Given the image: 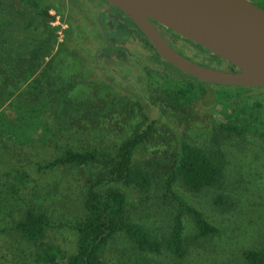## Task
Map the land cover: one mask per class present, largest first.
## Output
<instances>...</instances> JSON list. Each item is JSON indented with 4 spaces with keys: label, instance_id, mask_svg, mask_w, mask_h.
Returning a JSON list of instances; mask_svg holds the SVG:
<instances>
[{
    "label": "rangeland",
    "instance_id": "374dc122",
    "mask_svg": "<svg viewBox=\"0 0 264 264\" xmlns=\"http://www.w3.org/2000/svg\"><path fill=\"white\" fill-rule=\"evenodd\" d=\"M253 1L264 7V0ZM65 3L73 26L56 15L48 22L56 27L53 32L31 5L0 0V110L7 107L13 115L17 110L22 116L25 108L42 104L33 125L48 126V133L39 131L28 143L0 136V252L9 245L4 244L6 238L15 242L9 232L23 210L37 205L50 223L43 240L66 254L74 253L77 232L71 224L83 217L85 188L92 179L106 174V168L99 162L81 167L39 166L66 147H96L116 157L123 139L153 121L133 157V166L149 174V186L144 190L118 187L127 193L126 219L147 232L160 248H141L119 230L99 249V258L106 264H246L245 249L264 247V91L225 95L224 103H259L262 121L258 119L254 127H243L239 133L227 130L223 124L236 120L228 108L225 114L219 112L222 105L215 104L216 98L209 105L208 92L182 107L167 99L160 76L165 72L158 65L164 62L155 55L146 58L135 44H126L132 36L123 15L112 12L110 17L102 10V30H98L85 10L90 7L78 6L77 0ZM74 24L102 45L106 63L99 62L98 69L89 66L93 62L91 50L75 45ZM169 31L163 28L166 39L172 36ZM171 39L176 42L169 40L173 47L200 64L230 68L226 61L191 40L181 38L177 42V35ZM106 53L116 55L107 57ZM166 67L173 77L182 78L181 71ZM68 83H73L71 89L60 94ZM216 91L225 92L221 87ZM135 92L145 98L140 99ZM22 124L25 129L26 119ZM41 133L43 136L38 137ZM43 138H49L46 145H41ZM183 143L225 159L223 176L216 185L193 190L178 176L167 181L177 148ZM18 172L26 173L24 181L17 179ZM195 210L216 227L214 233L201 235ZM176 220L180 221L183 248L179 256L166 245Z\"/></svg>",
    "mask_w": 264,
    "mask_h": 264
},
{
    "label": "trees",
    "instance_id": "16d2710c",
    "mask_svg": "<svg viewBox=\"0 0 264 264\" xmlns=\"http://www.w3.org/2000/svg\"><path fill=\"white\" fill-rule=\"evenodd\" d=\"M21 1L35 8L43 23L47 27H50L53 32L55 31L56 27L49 26L48 24L55 17L49 13V9L50 7H54L55 14L62 17L64 15V4L60 0H48V3L45 5H39V0ZM256 1L261 2L262 0ZM91 2L92 0L86 2V5L90 7L86 11L93 13L94 10ZM66 19H70L69 14H66ZM92 19L94 20L93 17ZM69 23L70 26H73L72 21ZM95 25L97 28L99 27L96 21ZM74 29L76 36L75 45H83L91 50L93 62L89 63V66L95 70L98 69L99 62H103L102 45L88 38L84 30L79 26L75 25ZM149 46L154 51L152 45L149 44ZM139 48L143 52H146L144 46L143 49ZM95 57H99V62L95 60ZM159 58L161 62H164V65L157 63L165 72L164 75L160 74V76L162 78L161 81L164 82L167 99L182 107L194 101L197 97L201 98L208 92V98L211 100L209 105L215 102L213 97L214 99L216 98L215 104L218 105L219 103L222 105V108L218 109L219 112L225 114L228 108L230 115L232 114L236 120L230 124H223L227 130L239 133L243 127H254L260 116L261 108L259 103L254 102L249 104L246 101H241L232 104L224 103L223 99L228 93L237 97L241 93L251 95V91L261 92L264 91V87L213 84L199 80L183 72V75L179 74L182 78H175L171 75V71H167L166 67L172 65L160 56ZM229 66L230 68L232 67L231 64ZM152 74L156 75L155 70ZM72 84L68 83L60 89L59 93L64 95L66 90L71 89ZM218 87H221L225 92L216 91ZM134 95L140 99L145 98L139 92H135ZM41 107L42 104H36L25 108L26 112L22 115L23 117L19 115V111L16 110V114L13 115L10 113L9 108L4 107L3 110H0V136L4 139L23 144L30 142L33 134H37L39 131L43 134L48 133L46 131L48 130L46 124L39 127L33 125L35 124V119H39ZM24 119L28 123L25 129H23L25 126L22 124ZM260 122L262 121L260 120ZM153 123L151 121V123H148L139 131L123 139L116 148V157L96 147H84L80 149L66 147L58 156L40 165V168H53L59 165L81 167L87 163L99 162L106 168V174L98 175L85 188L83 217H80L79 220L71 224V227L77 232V246L74 253L66 254L59 246L43 240L45 230L50 224L48 216L39 206L28 205L23 210L22 217L16 220L10 228L9 234L14 237L15 242L11 238L5 239L4 244L9 245L5 250L2 248L0 252V264H7L8 261H14L15 264H106L104 260L99 258L98 251L119 230L124 231L141 248L159 249L160 244L157 241L151 238L138 225L126 219L125 205L127 193L122 189L137 187L140 190H144L149 186V174L146 170L133 166V157L143 144L151 127H153ZM261 124V129L264 130L263 122ZM42 133L38 137L43 136ZM48 139L43 138L41 145H46ZM224 166L225 159L222 156L207 153L199 146L183 143L177 148L176 157L173 160L171 173L167 181L170 182L173 177L178 176L186 187L200 190L204 187L216 185L223 176ZM25 178L26 173L23 175L20 172L17 173V179L20 182L24 181ZM195 214L197 216L195 223H197L201 235L214 233L217 230L214 225L205 221L199 211L195 210ZM180 232V221L176 220L170 235L166 238L167 247L178 256L183 254ZM12 244L13 249L11 248ZM16 250L18 252L15 254ZM242 254L246 264H264V247L248 248Z\"/></svg>",
    "mask_w": 264,
    "mask_h": 264
},
{
    "label": "water",
    "instance_id": "95a60500",
    "mask_svg": "<svg viewBox=\"0 0 264 264\" xmlns=\"http://www.w3.org/2000/svg\"><path fill=\"white\" fill-rule=\"evenodd\" d=\"M104 1L121 10L179 71L213 84L264 87V7L253 0ZM163 27L232 67L213 68L185 56L169 44Z\"/></svg>",
    "mask_w": 264,
    "mask_h": 264
},
{
    "label": "flooded vegetation",
    "instance_id": "af4514ba",
    "mask_svg": "<svg viewBox=\"0 0 264 264\" xmlns=\"http://www.w3.org/2000/svg\"><path fill=\"white\" fill-rule=\"evenodd\" d=\"M46 3H48V0H44ZM65 1L66 0H60V2H62V4H64V15H63V17L65 18V20L67 21V23L70 25V20L68 19H66V13L68 12V7H67V4L65 3ZM79 1H80V3H79ZM88 0H77V2L79 3V5L78 6H81L82 4H84V5H86L85 4V2H87ZM91 4H92V6H93V13H94V15L92 16L91 14H88V11H87V14L89 15V16H91V17H93L94 18V20L96 21V23L98 24V26L100 25V23H99V13L102 11V10H104L106 13H109V16L110 17H112V14L113 13H118V14H121V15H123V19L125 20V24L127 25V27L129 28L128 29V31L127 30H125V31H127V32H129L130 34H131V36H132V39H131V42H127L126 41V44H135V45H133L134 47L135 46H139V47H141L142 49H143V46L145 47V49H146V54H147V57L146 58H149V56L152 58L154 55L159 59V60H161L160 58H159V54L156 52V50L154 49V51L150 48V46H149V44H150V42L148 41V39L145 37V35L140 31V29L121 11V10H119L118 8H116L115 6H108V7H106V2L104 1V0H92V2H91ZM85 9V8H84ZM86 10V9H85ZM52 11V12H51ZM113 12V13H112ZM49 13L50 14H53L54 16H56V15H58V14H55V9H54V7L52 8V7H50V9H49ZM98 13V14H97ZM58 16H60V15H58ZM105 22H109V24H110V21H109V18L108 17H106L105 18ZM112 25V24H111ZM111 25H108V27L110 26L111 27ZM125 25V26H126ZM100 27V26H99ZM164 28V27H163ZM100 29H101V27H100ZM166 29V28H165ZM102 30V29H101ZM169 30V29H168ZM169 33H172L171 35L172 36H176L177 35V42H179V39H181V38H183V39H185L186 41H188L189 39H187V38H185V37H183V36H180V35H178V34H176L175 32H173V31H169ZM102 35L104 36V37H106V35L104 34V32H102ZM172 36H171V38H172ZM115 37H118V36H115ZM171 38H169L168 37V42H169V40L170 41H172L175 45H176V42H174ZM149 43V44H148ZM131 44V45H132ZM169 44L170 45H172L171 44V42H169ZM173 46V45H172ZM133 47V48H134ZM175 48V47H174ZM176 50H177V48H175ZM178 51V50H177ZM117 52V51H116ZM106 54H108V55H106L107 57H113V56H115L114 55V53H106ZM103 58V61L106 63V61H105V58H104V56L102 57ZM101 58V59H102ZM157 59V60H158ZM95 60L97 61V62H99V57H95ZM151 60V59H150ZM156 60V61H157ZM107 66V65H106Z\"/></svg>",
    "mask_w": 264,
    "mask_h": 264
}]
</instances>
